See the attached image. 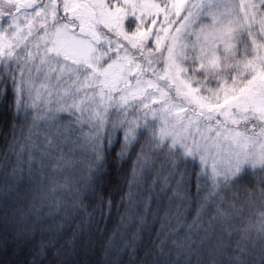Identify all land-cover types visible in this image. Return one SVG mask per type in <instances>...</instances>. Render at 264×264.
Segmentation results:
<instances>
[{"label": "snow or ice", "instance_id": "obj_1", "mask_svg": "<svg viewBox=\"0 0 264 264\" xmlns=\"http://www.w3.org/2000/svg\"><path fill=\"white\" fill-rule=\"evenodd\" d=\"M0 112V253L264 264V0H0Z\"/></svg>", "mask_w": 264, "mask_h": 264}, {"label": "trees", "instance_id": "obj_2", "mask_svg": "<svg viewBox=\"0 0 264 264\" xmlns=\"http://www.w3.org/2000/svg\"><path fill=\"white\" fill-rule=\"evenodd\" d=\"M11 118V114L7 112H0V122L7 123ZM4 141L0 138V148L3 147ZM47 211V209H44ZM115 215V214H114ZM173 226H175L173 224ZM113 227V222L109 221L108 229L111 231ZM159 229V224L152 227L150 233H144L143 239L136 252L129 256L128 253H122L119 256H110L109 260H115L116 264H165V259L170 258L171 260L180 261V264H184V255L177 257L176 249L172 248V239H178L177 237H168V242L164 245V252L166 254L171 253L170 257L160 256L156 252V246L159 244L160 240L165 239L164 235H161L159 239H156V233ZM135 230V225H132L128 229L127 233L124 235L123 239H129L132 231ZM124 231V229H121ZM107 235V233H106ZM183 233H181V236ZM120 237H117L116 246H120ZM30 246H21L19 250L14 248H9L8 250L0 253V264H27L30 258ZM194 259V258H193ZM79 264H103L102 256L98 248L91 251L87 256L79 258Z\"/></svg>", "mask_w": 264, "mask_h": 264}]
</instances>
